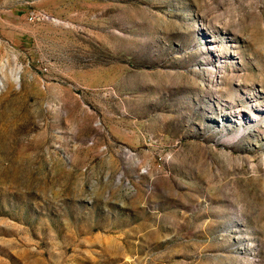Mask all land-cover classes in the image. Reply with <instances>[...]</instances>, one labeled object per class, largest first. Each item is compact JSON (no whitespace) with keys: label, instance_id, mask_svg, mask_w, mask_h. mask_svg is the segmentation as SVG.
Here are the masks:
<instances>
[{"label":"rangeland","instance_id":"1","mask_svg":"<svg viewBox=\"0 0 264 264\" xmlns=\"http://www.w3.org/2000/svg\"><path fill=\"white\" fill-rule=\"evenodd\" d=\"M0 264H264V0H0Z\"/></svg>","mask_w":264,"mask_h":264}]
</instances>
